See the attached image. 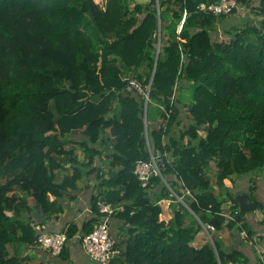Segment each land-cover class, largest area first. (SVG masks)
Returning a JSON list of instances; mask_svg holds the SVG:
<instances>
[{
	"label": "trees",
	"instance_id": "1",
	"mask_svg": "<svg viewBox=\"0 0 264 264\" xmlns=\"http://www.w3.org/2000/svg\"><path fill=\"white\" fill-rule=\"evenodd\" d=\"M130 1L0 0V264H28L35 213L57 217L91 175V216L66 234L91 233L108 205L121 249L108 264L240 262L221 234L242 215L223 216L215 188L264 172V0H235L257 19L198 9L221 0ZM156 157L143 186L135 164Z\"/></svg>",
	"mask_w": 264,
	"mask_h": 264
},
{
	"label": "crops",
	"instance_id": "2",
	"mask_svg": "<svg viewBox=\"0 0 264 264\" xmlns=\"http://www.w3.org/2000/svg\"><path fill=\"white\" fill-rule=\"evenodd\" d=\"M136 1V0H135ZM147 1V0H146ZM143 0L140 3L146 2ZM137 2V1H136ZM98 162L96 166H98ZM68 166V165H67ZM61 175L66 174L65 171L60 172ZM96 186L95 176L91 175L87 180L82 179L77 183V189L74 191V199L67 198L61 201L63 212L57 217L51 216L43 218L40 223L36 220L34 222L36 234H53L58 232H65L70 225L77 227L78 232L81 233V226L89 220L91 216L90 201ZM216 189V197L222 201V215L231 217V212L237 211L238 201L237 197L246 195L255 209L249 213L241 214V221L238 227L241 231L222 232L221 241L225 249L235 251L240 254V262L237 264H264V172L254 177L235 178L232 186ZM232 199L237 201V207L233 209ZM163 202H165L163 200ZM168 203H170L168 201ZM169 204L163 210V220L167 221L171 218ZM38 210L36 213H38ZM109 228L111 235L116 237L119 232V223L113 219H109ZM202 235V233H201ZM79 234L68 240L66 246V258L69 264H99L92 261L84 252L81 242L78 239ZM201 237V236H200ZM203 237L196 238L193 246H198L203 243ZM197 244V245H196ZM31 248H26L23 251L29 252ZM23 255L27 257V263L32 260L35 264H62L57 256H52L48 251L33 248V252Z\"/></svg>",
	"mask_w": 264,
	"mask_h": 264
},
{
	"label": "built area",
	"instance_id": "3",
	"mask_svg": "<svg viewBox=\"0 0 264 264\" xmlns=\"http://www.w3.org/2000/svg\"><path fill=\"white\" fill-rule=\"evenodd\" d=\"M233 8H237L238 11L240 9V6L236 4L235 0H221L220 4L217 5L200 4L198 6L199 10L208 11L213 14H227ZM185 16L186 13L184 12L181 23H183ZM128 84L131 89L136 90L139 93H143L141 85L136 80L130 79L128 80ZM134 174L142 182L143 186L146 185L151 176L161 177V173L153 158H151V161L148 163L137 162L135 164ZM100 212L106 214V217L101 218L98 222H96L93 231L81 237L80 242L84 252L92 261L99 264H108L110 261L117 258L121 254V249L117 247V242L111 235L108 225V219L109 216L113 213V210L108 205L101 204ZM208 229L213 230V227H208ZM37 242L38 245L36 248L46 250L52 256L56 257L61 253V251L67 244L68 237L65 232L39 234L37 236Z\"/></svg>",
	"mask_w": 264,
	"mask_h": 264
},
{
	"label": "rangeland",
	"instance_id": "4",
	"mask_svg": "<svg viewBox=\"0 0 264 264\" xmlns=\"http://www.w3.org/2000/svg\"><path fill=\"white\" fill-rule=\"evenodd\" d=\"M138 3H140V2H142L143 0H136ZM135 0H133V1H130L129 3V6H130V8H132L133 7V5L135 4V3H137ZM146 1V0H145ZM239 13L240 14H238V15H240V16H242V17H248V18H250V19H257L258 17L255 15V13H254V11H249L247 8H240L239 9ZM235 20L236 21H238V19L237 18H235ZM229 21H230V19H229ZM228 21V22H229ZM231 22V21H230ZM179 29V28H178ZM160 36V33H158V37ZM159 38H158V42H157V49H158V44H159ZM142 71H144V69H141ZM178 97L181 99V100H185V101H187V102H189L190 100H191V89L188 87V88H186L184 91H181V92H179V94H178ZM157 107V109H158V111H162L163 112V110H164V108H163V106L162 105H157L156 106ZM158 113H157V110H155V107L154 106H150L149 107V109H148V120H149V122H150V120H152V119H154L155 117H156V115H157ZM146 120V119H145ZM157 120H160V118L159 119H157ZM202 135H204V133H201ZM77 148V147H76ZM77 152H78V156H79V158L80 159H82L83 158V156H82V150L80 149V148H77ZM154 159V161L156 162V161H158V158L156 157V158H153ZM102 171H103V174H105V176L107 177V175H106V171L104 170V169H102ZM214 172H215V167H214V163H210V165L206 168V173H207V175L210 177V179L212 180V181H214L215 180V175H214ZM224 188V187H223ZM217 189H219V188H217ZM220 190V189H219ZM215 192H216V189H215ZM165 202H163V201H161V207H162V209L163 210H165V208H166V206L168 205V204H170V203H168V200H164ZM30 202H31V200H30ZM168 210V209H167ZM169 211V210H168ZM163 214H161V216H160V219L161 220H163ZM210 230V229H209ZM212 231V230H211ZM207 234V233H206ZM199 236V238H201V237H203V236H207V238H208V235H205V234H200V235H198ZM201 236V237H200ZM210 239V238H209ZM204 240V239H203ZM197 245V244H196ZM11 251V250H10ZM28 252V251H27ZM27 252H24L23 253V251H22V256L23 255H27ZM31 252H33V248L32 249H30L29 250V252L28 253H31ZM28 264H35L34 262H32V260H29V262H28ZM37 264V263H36Z\"/></svg>",
	"mask_w": 264,
	"mask_h": 264
},
{
	"label": "water",
	"instance_id": "5",
	"mask_svg": "<svg viewBox=\"0 0 264 264\" xmlns=\"http://www.w3.org/2000/svg\"><path fill=\"white\" fill-rule=\"evenodd\" d=\"M158 46H159V44H158ZM158 52H159V50H157V53H156L154 69H153L152 76H151V79H150V83H149V86H148L147 94L149 93L151 82H152L153 73H154V70H155V66L157 64ZM146 100H147V98H146ZM145 112H146V108H145ZM237 201H238L237 211H238L239 214H246V213H249V212H251V211H253L255 209V205L251 203V201L249 200V197L246 196V195L238 196L237 197ZM34 216L36 218V221L38 223H40L42 218H43V211L40 210L38 213H35Z\"/></svg>",
	"mask_w": 264,
	"mask_h": 264
}]
</instances>
